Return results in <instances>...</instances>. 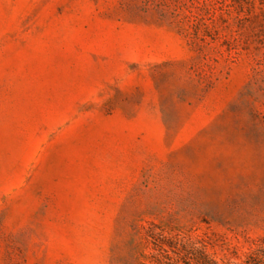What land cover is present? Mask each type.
Instances as JSON below:
<instances>
[{"label": "rangeland", "instance_id": "obj_1", "mask_svg": "<svg viewBox=\"0 0 264 264\" xmlns=\"http://www.w3.org/2000/svg\"><path fill=\"white\" fill-rule=\"evenodd\" d=\"M260 249L264 0H0V264Z\"/></svg>", "mask_w": 264, "mask_h": 264}, {"label": "trees", "instance_id": "obj_2", "mask_svg": "<svg viewBox=\"0 0 264 264\" xmlns=\"http://www.w3.org/2000/svg\"><path fill=\"white\" fill-rule=\"evenodd\" d=\"M197 264H264V249H260L256 253L249 254L240 262L230 260L218 262L207 255L202 254Z\"/></svg>", "mask_w": 264, "mask_h": 264}]
</instances>
